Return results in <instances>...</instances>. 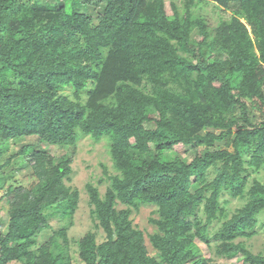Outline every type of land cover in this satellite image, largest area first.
I'll use <instances>...</instances> for the list:
<instances>
[{
  "label": "trees",
  "instance_id": "trees-1",
  "mask_svg": "<svg viewBox=\"0 0 264 264\" xmlns=\"http://www.w3.org/2000/svg\"><path fill=\"white\" fill-rule=\"evenodd\" d=\"M210 3L227 14L215 26ZM231 98L240 117L221 107ZM87 137L107 141L115 172L102 164L105 195L86 185L103 240L89 231L76 252L73 159L40 145ZM179 146L194 157L161 156ZM263 165L264 0H0V264H264L239 240L264 213V182L251 181ZM224 195L246 202L211 234ZM143 206L156 207L153 233L132 219Z\"/></svg>",
  "mask_w": 264,
  "mask_h": 264
},
{
  "label": "rangeland",
  "instance_id": "rangeland-1",
  "mask_svg": "<svg viewBox=\"0 0 264 264\" xmlns=\"http://www.w3.org/2000/svg\"><path fill=\"white\" fill-rule=\"evenodd\" d=\"M42 5H45L48 9H57L62 6H66L68 8L71 7V0H39ZM167 2V10L170 11V2L171 0H166ZM201 13L205 14L208 18L209 24L211 26H215L218 24L220 17L227 16L226 12L220 11L214 8V4H208ZM69 93V91H68ZM197 94V93H196ZM226 105V106H225ZM225 113L230 117H240L243 112V107L235 102L233 98L225 100L224 104L221 106ZM153 125H147L146 130L143 132L142 140L148 138L147 132L153 129ZM107 141L103 140L101 142H95L90 137L82 139L76 148L69 146H51L42 143L40 147L43 150H49L50 152L63 156L67 155L68 157L73 159V175L71 185L81 192V204L80 209L78 210L75 218V224L69 231V238L72 242V249L77 252V246L75 245L84 235H86L89 231L97 232L99 242L103 240L101 235V231L95 228L96 221L91 214L92 206L89 202V194L86 189V185L88 183L93 184L97 188H99L102 195L106 194V190L108 188V181L105 178L102 164L106 165L109 169V173L113 174L115 172L113 163L111 161V157L109 155V150L107 147ZM137 147V146H136ZM17 146L11 148L10 153H13L17 150ZM151 156L157 157L153 151L150 153ZM162 157L167 158L168 156L172 157H181L185 160H191L194 157V153L187 149L186 147L179 146L177 147L173 153L163 152ZM16 180L19 182V185H23L25 187H30L34 182H36L37 177L28 176L27 172H19L16 174ZM253 179H257L260 182H264V165L261 169L253 172L251 176V181ZM103 180L104 182H101ZM5 194V190H0V220L1 225L0 229L2 232H7L9 226V204L8 199H4L3 196ZM223 200H228L225 205L226 208V216L220 221L214 223L211 226L210 231L211 234L219 230L224 221L231 218V216L236 212V210L242 207L245 204V200L242 199H231L228 195L223 196ZM123 206H118V209H123ZM156 207L154 206H143L138 212H135L132 215V219L134 220V224L139 226L141 229H145L148 233H153L156 227L151 223L150 219L157 217L155 213ZM203 217H205L203 215ZM260 224L256 228L257 233L250 239H239L243 240L247 247L254 253L264 254V227L262 224L264 223V213L259 216ZM62 222L58 219L53 218L51 220V228L59 229ZM51 231V230H50ZM47 232L46 235H49L51 232ZM146 241L149 247V251L151 255H155V250L150 244L148 235H146ZM217 241L212 240V249L207 257L215 258L216 260H220L219 256L216 255L215 252V244ZM237 262L231 261L230 264H236ZM239 264V263H237Z\"/></svg>",
  "mask_w": 264,
  "mask_h": 264
}]
</instances>
